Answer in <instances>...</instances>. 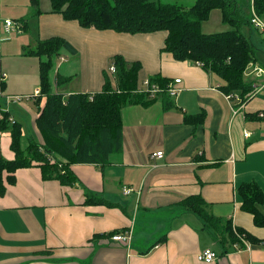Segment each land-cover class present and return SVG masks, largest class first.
<instances>
[{"label": "crops", "instance_id": "crops-1", "mask_svg": "<svg viewBox=\"0 0 264 264\" xmlns=\"http://www.w3.org/2000/svg\"><path fill=\"white\" fill-rule=\"evenodd\" d=\"M26 23L34 37L32 47L40 39L61 36L75 48V54L60 50L58 59L64 60L55 75L73 79L78 74L79 85L61 93L98 91L114 54L141 63L139 80L157 75L181 81L168 100L174 107L165 109L170 102L161 97L149 106H125L122 151L112 154L111 164L102 168L70 165L76 176L73 186L42 179L35 166L16 170L15 183L0 195V264H264V227L255 226L252 216L241 211L237 192L249 181L264 191V88L243 105L238 98L226 99L215 74L161 51L163 31L130 35L82 28L50 11ZM36 86L4 88L18 96L13 93L31 88L34 92ZM6 101L3 108L9 121L21 123L23 139H39L33 121L37 108L22 99ZM28 102L35 104L33 99ZM15 108L25 114L15 117ZM200 112L201 124L183 122V116ZM9 135L8 130L0 131V156L7 159L14 156ZM157 151L162 157L152 156ZM123 187L131 192L124 194ZM85 190L118 205H86ZM194 194L209 203L215 216L230 218L231 225L261 242L229 247L212 262L198 260L203 249L221 248L195 214L176 204ZM258 208L264 214V205ZM113 230L128 231L129 244L111 241L107 234Z\"/></svg>", "mask_w": 264, "mask_h": 264}, {"label": "trees", "instance_id": "trees-1", "mask_svg": "<svg viewBox=\"0 0 264 264\" xmlns=\"http://www.w3.org/2000/svg\"><path fill=\"white\" fill-rule=\"evenodd\" d=\"M34 15L41 11L38 0H30ZM50 12L58 13L66 21H75L82 28L116 33L145 34L163 31L166 36L161 51L169 52L177 61L202 63V67L223 80L219 86L224 94L237 95L240 102L253 96L252 84L244 79L247 66L255 60L254 48L240 31V23H249V17L239 14L236 0H195L189 7L179 3L160 0H49ZM247 7L264 15V0H245ZM213 9H219L223 21L230 22L231 30L203 33L201 22ZM249 13V12H248ZM25 31L27 20H17ZM250 25V23H249ZM253 28V26H252ZM257 30V29H256ZM258 31V30H257ZM261 33V32H260ZM262 34V33H261ZM65 49L75 54V48L61 36L40 39L24 53L39 58V95H27L37 106L34 124L39 139L29 138L22 146V125L9 121V113L1 112L0 131L8 130L13 158L0 156V195L8 185L14 184L15 172L19 168L35 166L40 169L42 179H56L64 185H74L76 176L70 169L72 164H94L100 168L111 164L110 156L122 151V109L139 104L149 106L158 97L170 99L166 90L169 80L152 75L151 83L157 84V96L150 98L141 86L139 61H126L121 54L110 57L108 66L115 71L104 70L102 86L98 91L74 92L70 94L52 90L49 72L53 66L52 57ZM44 57V60L41 58ZM107 71V72H106ZM111 74V75H110ZM55 84L70 79L55 75ZM1 88L4 82H1ZM92 96L90 99L89 96ZM42 97L44 101L40 104ZM166 101V102H167ZM165 102V103H166ZM165 109L174 107L171 101ZM164 103V104H165ZM204 120L203 112L183 116V122L196 126ZM11 122V123H10ZM124 188V187H123ZM122 188V192H123ZM129 188V187H125ZM237 192L240 195V209L252 216L255 226L264 227V214L258 205H264V191L254 182H243ZM84 204H118L106 201L102 196L84 191ZM186 211L195 214L213 241L221 248L213 251L225 253L246 242H261L244 230L234 227L230 218L215 216L210 205L199 194L189 195L176 203ZM122 232L113 230L108 233ZM245 242V243H244ZM264 242V241H262ZM211 249V248H210ZM198 254V253H197ZM197 258V255H196Z\"/></svg>", "mask_w": 264, "mask_h": 264}, {"label": "rangeland", "instance_id": "rangeland-1", "mask_svg": "<svg viewBox=\"0 0 264 264\" xmlns=\"http://www.w3.org/2000/svg\"><path fill=\"white\" fill-rule=\"evenodd\" d=\"M161 2H171V3H179L183 6L189 7L193 4L195 0H160ZM39 6L37 7L42 12L50 11V2L49 0H38ZM237 3V10L240 15L243 17H249V7H247V3L245 0H236ZM34 14V8L31 5L30 0H0V85L1 82H4V85H23L24 90L30 87V85H39V73H38V63L39 58L31 55H26L24 51L28 47H32V42L34 41V37H32V33L30 30H20L18 28L17 20L21 18H25L28 20L32 18ZM221 12L219 9H213L208 18L201 22L200 30L203 33H214L220 31L231 30L234 26L228 22L223 21L221 17ZM5 20H9L12 22V27L9 31H5L3 23ZM240 31L248 38L249 42L252 44L254 48V58L252 64L260 66L264 68V35L257 31L255 28H252L249 23L243 21L240 23ZM70 56L71 54H68ZM72 56V55H71ZM73 57V56H72ZM45 58L42 57L41 60ZM53 66L49 72V78L52 90H57L60 92H65L66 89L72 90L75 89L78 84L79 75L75 74L72 77L73 79L65 80L64 82L60 83L59 86L55 84V73L58 71V65L60 63L58 56L54 55L52 57ZM62 65V64H61ZM253 68V65H248L247 70ZM109 72V70L107 69ZM106 71V72H107ZM4 75V78L2 77ZM111 75V74H110ZM219 81L223 80L217 76ZM5 79V80H4ZM244 79L248 80L249 76L244 74ZM36 86V87H37ZM29 90H33L32 88ZM28 90V91H29ZM27 91V92H28ZM25 92H16L13 93L14 95H30L32 92L27 93ZM9 94L7 88H1L0 86V114L1 112H7L4 107L7 103L6 99L11 96ZM29 98L28 100H30ZM3 100V101H2ZM25 98L22 99V102L29 103L33 109L36 110L35 104L28 102ZM11 103V102H8ZM14 107L19 105L18 103H12ZM21 108H15L13 114L15 117H19L24 115L25 112L20 110ZM28 118V117H26ZM28 124V122H27ZM27 135L30 134V129L27 131ZM31 135V134H30ZM32 138L37 139V136L31 135ZM27 143V139H22V146H25Z\"/></svg>", "mask_w": 264, "mask_h": 264}, {"label": "built area", "instance_id": "built-area-1", "mask_svg": "<svg viewBox=\"0 0 264 264\" xmlns=\"http://www.w3.org/2000/svg\"><path fill=\"white\" fill-rule=\"evenodd\" d=\"M249 23L251 26H253V28L257 29L259 32H261L264 35V15L258 14L254 8H250L249 10ZM12 22L9 20H5L3 23L4 29L5 31H9L10 28L12 27ZM20 26V23H18V28ZM21 30V29H20ZM64 57H59V61H63ZM197 65H202V63H197ZM249 65H253V68L250 70H245L244 74H246L247 76H252L251 79V84H252V90H253V95H255V93L259 90H261L262 88H264V68L254 65V64H249ZM108 70L111 72L115 71L114 65H109L108 66ZM4 78V75L2 74V77ZM180 78H175L171 81L168 82V85L166 87L167 92L169 93V95H171V97H173L177 91L178 88L176 85H178L180 83ZM141 86L144 88V90L148 93L150 98H153L157 95L159 88L157 86V84L151 83L149 78H144L141 81ZM34 95H39L40 93V89L37 88L35 89L34 92H32ZM226 99L228 100H233V99H237V95H233V94H225ZM29 96H14V97H10L13 98L14 100H21L23 98L28 99ZM90 99L92 98V96H89ZM239 103L241 105H243L244 102H240V99L238 98ZM235 112V110H234ZM260 117L263 116V113H259L258 114ZM249 133L248 132H244V136H247ZM163 153L162 151H157L156 153H152V156H154L155 158H160L162 157ZM129 192H131L130 188H123V193L124 194H128ZM109 239L113 242H118L121 244H129V240H130V233L128 231H122V232H115L110 234ZM218 258V255L210 248H205L202 251H200L197 254V259L203 262H212L214 260H216Z\"/></svg>", "mask_w": 264, "mask_h": 264}]
</instances>
